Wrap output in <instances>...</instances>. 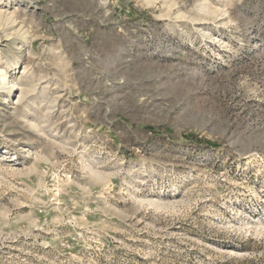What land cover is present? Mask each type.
I'll return each mask as SVG.
<instances>
[{"label": "rangeland", "instance_id": "rangeland-1", "mask_svg": "<svg viewBox=\"0 0 264 264\" xmlns=\"http://www.w3.org/2000/svg\"><path fill=\"white\" fill-rule=\"evenodd\" d=\"M0 264H264V0H0Z\"/></svg>", "mask_w": 264, "mask_h": 264}]
</instances>
